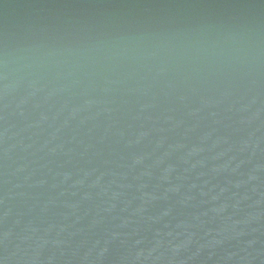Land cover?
I'll return each mask as SVG.
<instances>
[{"label": "water", "instance_id": "obj_1", "mask_svg": "<svg viewBox=\"0 0 264 264\" xmlns=\"http://www.w3.org/2000/svg\"><path fill=\"white\" fill-rule=\"evenodd\" d=\"M0 264H264V0H0Z\"/></svg>", "mask_w": 264, "mask_h": 264}]
</instances>
